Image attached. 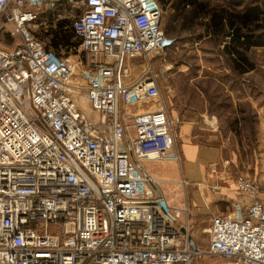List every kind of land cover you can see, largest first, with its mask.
Instances as JSON below:
<instances>
[{
  "label": "built area",
  "instance_id": "2783aa9c",
  "mask_svg": "<svg viewBox=\"0 0 264 264\" xmlns=\"http://www.w3.org/2000/svg\"><path fill=\"white\" fill-rule=\"evenodd\" d=\"M47 11L73 20L76 60L35 36ZM162 17L159 0H0V31L15 39L11 49L0 44V264H192L205 256L264 264L255 181L239 178L241 219L214 217L205 253L190 247L176 224L182 211L144 170L181 162L148 64L163 56ZM137 59L149 66L132 79L127 63ZM141 104L149 109L129 111Z\"/></svg>",
  "mask_w": 264,
  "mask_h": 264
},
{
  "label": "crops",
  "instance_id": "0c3cea01",
  "mask_svg": "<svg viewBox=\"0 0 264 264\" xmlns=\"http://www.w3.org/2000/svg\"><path fill=\"white\" fill-rule=\"evenodd\" d=\"M207 39L211 37L203 41ZM166 40L169 44L164 45L158 60V84L174 124L181 162H146L143 167L160 181L172 207L182 211L177 228L182 230L188 223L190 232L198 221L231 217L243 207L244 198L237 194L230 174L237 167L234 162L227 164L235 154L229 155V146L223 140L228 124L235 125L237 131L242 124L252 125L256 138L264 139V84H258V78H264V63L248 59L254 68L240 73L231 66L221 42L212 54L206 53L205 64L200 61L189 67L182 62L177 67V43ZM197 47L195 44L193 49L196 59L203 53ZM261 50L259 55L264 56V48ZM211 58L216 66L210 63Z\"/></svg>",
  "mask_w": 264,
  "mask_h": 264
},
{
  "label": "rangeland",
  "instance_id": "374dc122",
  "mask_svg": "<svg viewBox=\"0 0 264 264\" xmlns=\"http://www.w3.org/2000/svg\"><path fill=\"white\" fill-rule=\"evenodd\" d=\"M159 2L161 3L163 10L162 28L165 36L169 40L174 39L175 43H177V48L179 49L177 52V67L181 66L183 63L184 66L193 67L197 66L196 63L199 64L200 61L205 64L207 57L205 55L212 54V52L215 51L214 46H222L221 42H217L215 39H207L203 41L207 36L204 27L207 22L206 16L203 15L202 18H197L191 27L189 25L185 26V18H187L193 10V4H206L208 5V8H221L230 3L239 11L250 4L254 6L262 4L263 6L264 0H159ZM62 16L61 12L58 11H47L40 13L38 16L34 28V34L38 39L42 40L48 48H51L50 45L52 38L60 31V27H63L67 33L71 30V22L73 20L63 18ZM9 27L11 30H14L13 25H9ZM73 43H75V41L71 40V45H73ZM0 44L6 49H11L15 45V39L12 38L4 28H1L0 31ZM195 44H198L197 50L203 52L201 54L202 57L197 59L193 50L195 49ZM261 52H263L261 49L252 50L250 53H247L246 56L253 63H264V56L261 54L259 55ZM59 53L75 60L77 56H79L75 50L66 51L64 48H62ZM218 53L220 56L223 55L220 48L218 49ZM80 58L84 63L86 62V57L80 55ZM159 59H161V57L154 56V58L150 59L148 62L149 65L151 64L156 75L158 73V63H160L158 61ZM146 62L147 61L144 59H137L127 63V67L128 65L131 67L130 76L132 79L138 78L148 68L149 65H147ZM215 62L216 60L214 58L210 59V63H213L214 66L217 65ZM251 80L252 79H250V81ZM258 84H264L263 77L258 78ZM80 106L81 110H83L89 117H95V114L84 99L80 101ZM148 109L149 106L141 104L131 106L129 111L131 113H137ZM226 128L229 129V131L225 132L227 136L224 137L223 141L229 146V148L226 149L230 152L229 155L234 156L233 154H235V158L232 159L233 161L228 160L227 164L229 165L231 162H234L233 164L237 167V170L235 169V171L232 170L230 172L231 176L234 178L237 194H239V192L237 191L236 183L240 177H244L251 181H255V184L261 189L260 196L264 199V139L261 138L259 141V138H256L257 134L254 133L252 125L242 124L240 131H237L233 124L226 125ZM230 130H232L233 133H230ZM234 131L237 132L235 133ZM231 135L234 138H232ZM177 148L179 151L178 142ZM259 149L261 150L259 151ZM239 195L241 198H244L241 194ZM169 204L171 205L170 202ZM213 218L198 221V223L194 225L193 230L188 234L196 247L205 253L208 251L210 245L209 229ZM192 264H237V262L233 259L222 256H205L201 259H195Z\"/></svg>",
  "mask_w": 264,
  "mask_h": 264
},
{
  "label": "trees",
  "instance_id": "16d2710c",
  "mask_svg": "<svg viewBox=\"0 0 264 264\" xmlns=\"http://www.w3.org/2000/svg\"><path fill=\"white\" fill-rule=\"evenodd\" d=\"M203 15L207 18L204 25L207 36L224 43L223 52L229 56L234 70L240 73L252 70L254 65L246 55L253 49L264 48V3L263 6L250 4L239 11L230 3L221 8H208L206 4L195 3L189 16L185 18V26L191 27ZM71 40L75 41L73 45ZM79 44L72 29L67 33L60 27V31L52 38L49 49L65 56L59 53L62 48L76 51Z\"/></svg>",
  "mask_w": 264,
  "mask_h": 264
},
{
  "label": "water",
  "instance_id": "95a60500",
  "mask_svg": "<svg viewBox=\"0 0 264 264\" xmlns=\"http://www.w3.org/2000/svg\"><path fill=\"white\" fill-rule=\"evenodd\" d=\"M167 44H169V42L165 39V41H164V43H163V46H164V45H167ZM238 218L241 219V214H240L239 211H238ZM181 232H182L184 235H187V237H188V242H189L190 247H191L193 250H196V249H197L196 245L194 244L193 240L189 237V235L187 234V232L185 231V229H182Z\"/></svg>",
  "mask_w": 264,
  "mask_h": 264
}]
</instances>
